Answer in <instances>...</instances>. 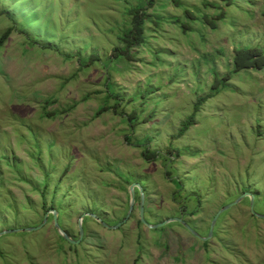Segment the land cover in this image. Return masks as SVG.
Segmentation results:
<instances>
[{
    "label": "rangeland",
    "instance_id": "rangeland-1",
    "mask_svg": "<svg viewBox=\"0 0 264 264\" xmlns=\"http://www.w3.org/2000/svg\"><path fill=\"white\" fill-rule=\"evenodd\" d=\"M133 9L142 40L126 57ZM8 29L0 264H264V219L245 196L264 216V68L213 89L234 50H264V0H0ZM131 195L120 227L96 221L120 224ZM242 196L206 241L140 222L141 207L148 226L180 218L206 238ZM52 211L73 241L87 214L77 245Z\"/></svg>",
    "mask_w": 264,
    "mask_h": 264
},
{
    "label": "trees",
    "instance_id": "trees-1",
    "mask_svg": "<svg viewBox=\"0 0 264 264\" xmlns=\"http://www.w3.org/2000/svg\"><path fill=\"white\" fill-rule=\"evenodd\" d=\"M132 20H131V29L125 34V38L127 40V49L123 52V55L129 57V50L131 46H136L142 40V29L141 26L143 24L142 20V11L140 9H133L131 10ZM11 29H8L1 37H0V46L7 40L8 36L11 33ZM114 57H118L114 54ZM91 60L93 58L91 57ZM233 68L230 72L226 73L225 76L222 78L215 77L213 82V89L218 91L220 86H225L232 78V75L237 74L243 70H254L259 71L264 68V50L259 47H250V48H239L234 50L233 56ZM207 97L199 99L196 104L194 105V111L188 119L182 123L179 131L178 136L181 137L185 134L188 128L193 124V119L195 114L198 112L199 107L206 101ZM105 108H101L98 113H102L105 111ZM132 115L129 116L130 119ZM170 153L171 151L168 150ZM151 156L152 159H155L156 154L151 153L148 154L147 152L143 153V157ZM255 200V199H254ZM62 239V238H61Z\"/></svg>",
    "mask_w": 264,
    "mask_h": 264
},
{
    "label": "water",
    "instance_id": "water-1",
    "mask_svg": "<svg viewBox=\"0 0 264 264\" xmlns=\"http://www.w3.org/2000/svg\"><path fill=\"white\" fill-rule=\"evenodd\" d=\"M133 190V188H131ZM246 197H249L250 198V211L253 215H255L256 217L258 218H262L264 219V216L262 215H256L254 213V196L253 195H250V194H245ZM245 196H242L240 198H238L236 201H234L233 203L223 207L222 209H220L216 215L213 217L212 219V222H211V225H210V228L208 230V235L206 238H202L200 237L194 230L191 229V227L189 225H187L185 222H183L182 219H169L165 222H163L162 224H158V225H155V226H148L145 222V220L143 219V213H142V208L140 207V222L144 225H146L149 229H156V228H159V227H162L164 225H166L167 223H170V222H175V223H179L181 224L188 232H190L194 237L202 240V241H206L208 240L212 235H213V229H214V224L216 223L217 219L219 218V216L224 212V211H227L229 209H231L232 207L236 206L237 204H239L241 202V200L243 198H245ZM142 194H141V199H140V205H142ZM134 203V198L133 196L131 195V200H130V205H129V210H128V213L125 217V219L118 225L114 226V227H109L107 226L105 223L101 222L98 218L94 217L96 219L97 222H100L101 225L107 229H117L118 227H120L121 224L125 223V221L129 218L130 214H131V211H132V205ZM53 214V222H54V227L56 228L59 236L66 242L70 243V244H73V245H77L79 243V241L82 239V235H83V229H82V226H81V221L83 220V218L85 216H87V214H84L81 216V219H80V222L78 223V230H79V238L77 241H73L71 240L64 232H62V230L60 229V227L58 226V223H57V213L55 211H52L51 212ZM46 217H47V214H46ZM46 220V219H45ZM44 220V221H45ZM42 226H37L35 228H30V229H23V230H17V231H13V232H16V233H22V232H33V231H37L41 228ZM6 233H9V232H4V234ZM3 235L2 233L0 234V236Z\"/></svg>",
    "mask_w": 264,
    "mask_h": 264
}]
</instances>
